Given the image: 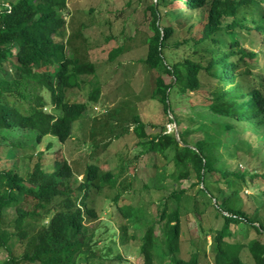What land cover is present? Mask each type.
Masks as SVG:
<instances>
[{
	"label": "trees",
	"instance_id": "obj_1",
	"mask_svg": "<svg viewBox=\"0 0 264 264\" xmlns=\"http://www.w3.org/2000/svg\"><path fill=\"white\" fill-rule=\"evenodd\" d=\"M4 1L0 0V248L7 259L0 264L123 263L121 248L137 240L129 235V227L143 232L138 249L143 264H154L160 257L170 259L167 264H198L192 236L187 254L178 257L183 224L189 215L200 214L198 197L222 219V226L212 232L214 264H245L240 258L243 249L254 264H264V240H226L233 226L264 238V189L255 201L245 193L256 179L264 182V173L238 167L242 156L259 157L264 163V132L259 130L264 126V68L257 63L264 52L263 0H138L147 4L144 15L151 32L143 62L161 71L150 97L161 104L166 122L178 128L179 141L164 125L149 138L138 118L133 131L144 154H171L173 181L193 177L195 182L169 193L175 206L161 202L152 216L141 206L144 211L122 205L117 209L124 223L115 230L108 222L100 225L90 200L94 191L113 187L115 177L90 164L77 181L63 150L87 108L67 102L66 91L79 89L85 77L96 74L93 63L67 56V0ZM178 27L183 34L171 42ZM244 42L259 51L244 48ZM117 54L115 50L110 60ZM254 68L259 74H252ZM44 92L50 97L49 112L44 111ZM98 96L95 84L89 101L95 103ZM172 96L204 113L190 117L189 126L182 129ZM246 132L257 136L256 147L243 138ZM46 137L60 145L51 164L44 163L51 140H45V153L39 151ZM8 209L15 219L6 223Z\"/></svg>",
	"mask_w": 264,
	"mask_h": 264
},
{
	"label": "rangeland",
	"instance_id": "obj_2",
	"mask_svg": "<svg viewBox=\"0 0 264 264\" xmlns=\"http://www.w3.org/2000/svg\"><path fill=\"white\" fill-rule=\"evenodd\" d=\"M16 0H5V3ZM263 6H264V0ZM147 4L138 0H67L65 16V46L69 58L81 62L93 63L96 67L94 77H85V84L79 89L66 91V101L69 103L86 104V111L82 119L74 123L71 139L63 146L64 154L68 160L77 181L83 178L86 167L90 164L97 165L102 173L109 171L115 177L113 187L103 186L99 192H93L90 200L98 213L100 225L107 223L113 230L124 219L118 209L122 205L135 206L145 209L149 215H155L159 203L168 201L170 207L175 206L169 193L180 189H187L195 178L187 181L175 182L171 178L173 164L171 154H144L143 146L138 145L137 134L133 131L134 118L145 123L144 133L149 138L160 132L159 126H166V133L178 130L174 124H168L162 113L161 104L150 97L154 88V81L160 70H150L143 60L147 54V38L151 32L147 26L144 8ZM181 7L180 4H178ZM198 17V14L196 15ZM176 31L175 38H180L182 31ZM199 37V36H196ZM226 40V37H224ZM244 48L258 52L259 48L243 43ZM115 50L118 54L110 60ZM257 63L259 68H264V52ZM257 68L252 74H259ZM264 78V74L261 75ZM209 80H207L208 82ZM95 84L99 85V96L95 103L89 101L90 92ZM46 104L44 111H51L49 94L43 93ZM172 108L182 121L181 128L189 126V118L197 117L204 113L197 106L195 109L188 107L183 100L172 96ZM194 113V115H193ZM150 124L156 125L151 127ZM259 130L263 133L264 126ZM198 138V136H195ZM243 138L257 146V136L253 133H244ZM51 140L52 146L44 155V163L51 164L53 152L60 148L58 142L51 137H46L39 146V151L44 152L46 141ZM192 141V138H189ZM239 168H247L248 172L264 173V163L259 162V157L242 156ZM45 164V166H47ZM20 165H23L20 162ZM25 174V169H22ZM161 177L163 182L157 183ZM154 186V187H153ZM158 186L157 188H155ZM251 189L245 191L252 200L259 198L258 191L264 189V182L256 179ZM115 196L118 200L115 201ZM205 198L198 197V215H189L182 226L180 246L184 252L190 241L198 254V264H214L211 256L212 232L222 226V219L216 215L215 210L206 206ZM193 206V205H192ZM140 208V211L144 209ZM196 218H195V217ZM200 218V221L196 219ZM15 219L12 209L5 211L4 222ZM109 230L108 228H106ZM232 237L227 238L232 243L246 244L251 239L264 240L257 236L251 229L233 226L230 228ZM156 231L158 229L156 228ZM129 235L136 236V241H131L121 248L124 262L114 261L113 264H143V257L138 252L140 238L143 232L129 227ZM240 258L245 264H254L248 252L242 250ZM7 259V253L0 248V263ZM155 259L154 264H167L170 259ZM27 264V263H21Z\"/></svg>",
	"mask_w": 264,
	"mask_h": 264
},
{
	"label": "water",
	"instance_id": "obj_3",
	"mask_svg": "<svg viewBox=\"0 0 264 264\" xmlns=\"http://www.w3.org/2000/svg\"><path fill=\"white\" fill-rule=\"evenodd\" d=\"M155 1V0H154ZM176 127V126H175ZM176 140L179 141L178 133L175 131Z\"/></svg>",
	"mask_w": 264,
	"mask_h": 264
}]
</instances>
